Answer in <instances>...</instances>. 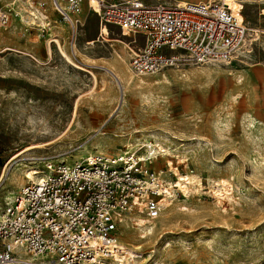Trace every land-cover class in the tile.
Listing matches in <instances>:
<instances>
[{"label":"rangeland","instance_id":"obj_1","mask_svg":"<svg viewBox=\"0 0 264 264\" xmlns=\"http://www.w3.org/2000/svg\"><path fill=\"white\" fill-rule=\"evenodd\" d=\"M11 1L0 0V9ZM36 1L45 4L53 25L51 0ZM82 1L74 39L66 24L44 34L26 31L33 23L26 0L22 9L17 1L13 6L21 18L13 15L0 28V207L8 193L19 192L30 167L72 165L78 157L100 155L98 149L114 156L159 148L162 157L151 167L179 191L155 220L137 213L123 218L118 242L130 253L126 259L136 256L130 264H264V0L232 1L241 4L251 32L242 58L225 65L183 57L155 74L131 73L143 84H125L122 104L108 69L117 60L129 65V48L142 47V37L106 26L103 37L110 42H102L98 18ZM59 45L83 70L62 57ZM34 145L42 148L27 151ZM136 219H143V228L156 226L152 235L141 238ZM133 245L140 247L134 254Z\"/></svg>","mask_w":264,"mask_h":264},{"label":"built area","instance_id":"obj_2","mask_svg":"<svg viewBox=\"0 0 264 264\" xmlns=\"http://www.w3.org/2000/svg\"><path fill=\"white\" fill-rule=\"evenodd\" d=\"M16 1L18 6L21 0H12L0 9V28L13 15L21 18L13 9ZM26 1L33 22L26 31L35 27L44 34L66 24L75 34L82 0H51L57 16L53 25L43 2ZM231 1L165 5L87 0L100 29L115 26L125 35L142 37V47L130 51L129 68L135 76L158 73L183 57L226 65L242 58L251 32L242 8L235 11ZM141 149L91 155L72 165L47 163L41 174L26 177L12 201L0 207V264H108L116 255L123 258L118 242L123 216L137 213L155 220L173 202L174 190L179 191L178 183L167 185L151 167L163 150L148 148L141 155Z\"/></svg>","mask_w":264,"mask_h":264},{"label":"bare ground","instance_id":"obj_3","mask_svg":"<svg viewBox=\"0 0 264 264\" xmlns=\"http://www.w3.org/2000/svg\"><path fill=\"white\" fill-rule=\"evenodd\" d=\"M163 1H170V2H174V3H183V2H185V1H178V0H163ZM26 2H29V1H26ZM25 2V3H26ZM232 2V1H231ZM29 4V3H28ZM27 4V5H28ZM232 8L235 10V11H238L239 10V8H241V4H239V3H237V5L236 6H232ZM21 15V14H20ZM29 18H30V15H29ZM30 20H31V18H30ZM23 21V20H22ZM76 26L77 25H75V34H76ZM100 31H101V39H102V42H104V43H108V42H110V40H108V39H106V38H108V37H103V34H105V35H107L108 34V31H107V29L106 28H104V27H102L101 29H100ZM75 34H74V36H72V39H74V37H75ZM264 34V33H263ZM74 41V40H73ZM49 42V41H48ZM53 42H59L58 40H55V41H53ZM114 42V41H113ZM116 42V41H115ZM119 44H124V46H125V43H123L122 41H117ZM52 42H51V40H50V43L49 44H51ZM71 45H72V43H71ZM72 46H75L74 44L72 45ZM58 49H59V51H60V54L62 55V57L69 63V64H71L72 66H74V67H76V68H78V69H81V70H83L82 68H80V67H78V66H76L75 64H73V62L71 61V59L69 58L70 56H68L66 53H65V51H63V49H62V47L59 45L58 46ZM75 49V48H74ZM7 51L8 50H11V49H6ZM66 50V49H65ZM130 48H129V52H130ZM51 47H50V45L49 46H47L46 47V54H47V57L48 58H50L51 56H52V54H51ZM72 55V54H71ZM74 58V57H73ZM75 59V58H74ZM117 67L115 68V69H108V72L110 73V75L112 76V78H113V80H114V82H115V84L118 86V89L120 88V90H121V93H122V95H121V97H120V104H122L123 103V93H124V85L125 84H130V83H132V82H135V85H142L143 84V81L142 80H135L133 77H132V75H131V70H130V68H129V65H127L125 62H124V60H117ZM226 65V64H225ZM112 68V67H111ZM133 74V73H132ZM139 87V86H138ZM153 88H154V86H153ZM155 89H158V87H155ZM75 109H76V107H75ZM74 109V110H75ZM76 112H74L73 114H75ZM128 144H126V146H127ZM46 146V145H45ZM129 146V145H128ZM36 148H42L41 146H39V145H34L33 147H30L29 149H27V151L28 150H31V149H36ZM97 153L98 154H100V155H102V154H104L105 153V150H102V149H98V151H97ZM92 154H89L88 156H91ZM80 160L81 159H84V158H81V157H78ZM41 172H42V170H37V169H34L33 167H30V168H28V169H26L25 171H24V178H26V177H29V178H33L32 177V174H34V175H37V174H41ZM1 180H2V177L0 178V182H1ZM179 180L180 181H182V182H186L187 180H189L188 178H183V177H180L179 178ZM192 180V179H191ZM192 182H194L193 180H192ZM197 181H195V183H196ZM220 183H221V185L222 186H224L223 187V190L224 191H226L227 189H226V187L228 188L229 187V185H228V183H227V181L226 180H221L220 179ZM179 186H181V185H179ZM181 188H182V186H181ZM187 187H185V188H182V190L183 191H185V189H186ZM222 193V192H221ZM221 193H215L217 196H223V195H221ZM226 193V192H225ZM17 194V193H16ZM15 194V195H16ZM15 195H13L12 193H8L5 197H4V204H8L9 202H11L12 201V199L15 197ZM224 197V196H223ZM167 208H168V206H167ZM166 208V209H167ZM130 214H132V213H130ZM127 215H129V214H127ZM126 216V215H125ZM125 216H123V218H125ZM123 218H122V220H123ZM168 219H170V217H166L165 218V220H160L159 221V223L160 224H165L167 221H168ZM135 220V219H134ZM137 220V219H136ZM136 223H137V228L143 233V235L141 236V238H145L146 237V235H152V231H154L155 230V228H156V226H151V228H149V227H147V228H143V226L146 224L144 221H143V219H138L137 221H136ZM119 248H120V250H121V254H123L124 253V257L123 258H120V257H118L117 255L115 256V261H119L120 262V264H130V260H135L136 258V256L134 257L133 256V258H130L129 257V260L128 259H126V257H128V256H130V253H127V254H125V248H123L122 247V245H120L119 244ZM133 253L132 254H134V250L135 249H137V248H140L138 245H133ZM132 257V256H131ZM124 260H128L127 261V263H123V261ZM111 264H117V263H115V262H111Z\"/></svg>","mask_w":264,"mask_h":264},{"label":"crops","instance_id":"obj_4","mask_svg":"<svg viewBox=\"0 0 264 264\" xmlns=\"http://www.w3.org/2000/svg\"><path fill=\"white\" fill-rule=\"evenodd\" d=\"M25 5H26V3L25 2H23V0H21V2H20V4H18V8H20V9H22V7H25ZM20 6V7H19ZM50 15H51V18L53 19V22L56 20V18H57V16H56V14L54 13V12H51L50 13ZM90 18V17H89ZM69 26V25H68ZM53 28H56V27H52V28H49V30H51V29H53ZM69 28H70V26H69ZM60 30H62L61 28H60ZM59 29H58V31H60ZM70 30H71V28H70ZM100 34H101V31H100ZM63 35V34H62ZM56 36H59V34H57ZM101 36V35H100ZM60 37V36H59ZM142 42H143V40H142Z\"/></svg>","mask_w":264,"mask_h":264}]
</instances>
